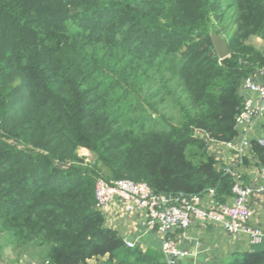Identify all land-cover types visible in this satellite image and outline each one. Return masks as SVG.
Here are the masks:
<instances>
[{"label": "trees", "instance_id": "16d2710c", "mask_svg": "<svg viewBox=\"0 0 264 264\" xmlns=\"http://www.w3.org/2000/svg\"><path fill=\"white\" fill-rule=\"evenodd\" d=\"M263 66L264 0H0V233L28 264H169L106 224L96 183L229 199L209 139L240 136ZM251 153L264 167V143Z\"/></svg>", "mask_w": 264, "mask_h": 264}, {"label": "built area", "instance_id": "2783aa9c", "mask_svg": "<svg viewBox=\"0 0 264 264\" xmlns=\"http://www.w3.org/2000/svg\"><path fill=\"white\" fill-rule=\"evenodd\" d=\"M256 76L259 78L257 79ZM243 91L250 94H257L258 100L253 101L251 97L245 98V108L239 115V131L242 133L238 138L228 142H222L229 150L235 151L243 163L244 156L253 157L251 153V140L248 138V130L257 121L261 114H264V66L255 69L243 79ZM213 141L209 139L210 142ZM264 143V140H259ZM259 164V163H258ZM235 176V184L232 188V196L224 202L215 197L213 189H206L201 194H167L154 193L147 182L133 181L130 179H119L106 182L98 179L96 183V207L106 212L110 200L120 198L126 201V207L144 209L147 218L144 226L147 230H155L164 236L163 255L166 262L176 264L173 260L183 252L177 248L172 233L176 230H186L195 221L214 222L221 225L232 235L238 236L245 233L252 237V241H261L264 233L259 228L251 227L248 222L254 213L251 206V196L255 193L253 186L242 182L240 174L235 170L228 169ZM260 171L258 191L264 192V167L259 164ZM209 197L210 203L204 202ZM128 247H133L140 240L137 236H125Z\"/></svg>", "mask_w": 264, "mask_h": 264}, {"label": "crops", "instance_id": "0c3cea01", "mask_svg": "<svg viewBox=\"0 0 264 264\" xmlns=\"http://www.w3.org/2000/svg\"><path fill=\"white\" fill-rule=\"evenodd\" d=\"M255 77L259 78L256 75ZM247 97H251L254 102L259 98L257 94L250 93L245 94V98ZM248 138L251 141L264 140V114H261L251 125ZM210 151L219 160L220 169L233 168L240 174L244 184L254 187L255 193L250 200L254 213L248 224L253 228L261 229L264 233V192L258 191L260 171H258L257 159L251 157L248 165L240 163L235 151L229 150L223 143L214 140L210 142ZM210 201L209 197L204 199V202L210 203ZM105 218L106 224L118 229L123 237L136 238L138 236L140 240L136 245L142 252L155 254L160 258L164 256V236L155 230L149 231L145 228L144 222L147 215L144 209L135 207L129 209L126 207V201L113 198L109 202ZM172 239L183 255L193 253L195 264H235L243 260L246 252L264 249V235L261 241L255 243L248 234L242 233L235 236L217 223L199 219H195L188 229L173 232Z\"/></svg>", "mask_w": 264, "mask_h": 264}, {"label": "rangeland", "instance_id": "374dc122", "mask_svg": "<svg viewBox=\"0 0 264 264\" xmlns=\"http://www.w3.org/2000/svg\"><path fill=\"white\" fill-rule=\"evenodd\" d=\"M80 154L89 158L92 156L86 148H82ZM2 233H0V264H28L34 254L30 255L27 251L19 249L9 235Z\"/></svg>", "mask_w": 264, "mask_h": 264}, {"label": "water", "instance_id": "95a60500", "mask_svg": "<svg viewBox=\"0 0 264 264\" xmlns=\"http://www.w3.org/2000/svg\"><path fill=\"white\" fill-rule=\"evenodd\" d=\"M212 39H213L215 49H216L217 54H218L220 59H223L226 56L230 55L231 49L228 45L227 40L224 37H222L219 34L212 33ZM245 94H246V92L242 93L243 96H245ZM173 260L177 264H180L182 262L187 263V264H195V257L193 255V253H191L189 255H187V254L186 255H178V256L174 257Z\"/></svg>", "mask_w": 264, "mask_h": 264}]
</instances>
